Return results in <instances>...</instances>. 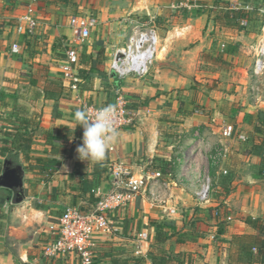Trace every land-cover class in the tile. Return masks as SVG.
<instances>
[{"label": "crops", "instance_id": "obj_1", "mask_svg": "<svg viewBox=\"0 0 264 264\" xmlns=\"http://www.w3.org/2000/svg\"><path fill=\"white\" fill-rule=\"evenodd\" d=\"M63 1L0 0V174L5 160L21 166L26 195L24 202L15 204L13 192L0 188V264H53L43 256V248L63 211L94 204L83 192V177L91 175L95 163L78 159L82 138L58 132L73 129L74 113L82 104L111 105L117 95L139 104L140 122L118 132L99 164L120 163L134 176L161 171L157 166L170 163L174 155L172 137L164 129L170 120L177 121L176 130L187 137L200 131L197 144L203 141L209 151L220 143L228 152L220 168L211 166L213 186L207 203L198 204L194 195L203 165L196 164V157L188 166L191 171H185L193 173L191 188L176 185L165 192L168 207H177V215L164 216L140 198L123 207L122 233L113 242L130 245L133 258L126 264H151L150 249L179 254L182 264H231V237L256 234L246 219L264 226V111L236 93L239 88L234 90L229 73L215 60L216 46L225 47L222 35L243 33L214 25L213 0H200L191 9L179 8L180 0ZM229 1L246 7L243 1ZM28 9H33L36 30L33 35L17 34L19 19ZM75 9L95 19L85 45L73 43L68 20ZM148 21L157 31V60L145 78L118 79L109 69L113 55L124 48L136 23ZM13 44L19 46L18 53L11 51ZM68 46L79 54V94L67 88L59 71ZM226 126L234 129L229 140L220 135ZM15 135L30 138V148L11 146ZM240 135L246 136L245 143L237 140ZM222 169L231 175L229 183ZM111 186L107 176L93 191ZM227 217L231 220L226 223ZM159 225L168 239L156 245L153 236ZM142 232L148 238L136 255Z\"/></svg>", "mask_w": 264, "mask_h": 264}, {"label": "built area", "instance_id": "obj_2", "mask_svg": "<svg viewBox=\"0 0 264 264\" xmlns=\"http://www.w3.org/2000/svg\"><path fill=\"white\" fill-rule=\"evenodd\" d=\"M200 0H180L179 8L191 9ZM249 11V7L243 8ZM260 11L264 13V2ZM33 9H28L26 15L19 19L16 26V33L22 35H33L37 27V21L33 18ZM69 27L73 30L76 46L82 45L90 36V30L95 24V19L90 16L74 15L68 20ZM246 22L242 21V25ZM13 53L19 52V46H11ZM158 37L156 27L152 21L136 23L132 28V34L128 38L124 48L117 51L110 63L109 69L118 79L126 77L145 78L150 68L157 60ZM79 54L74 46H68L64 52V60L59 65L61 79L67 83L71 92L79 94L80 79L78 75ZM135 104V105H134ZM115 108V119L113 126L117 133L124 127H132L140 122L139 112L142 111L138 103H132L121 95L114 98L111 105L96 106L82 104L81 109H86L91 118L105 107ZM200 131L194 133L199 136ZM233 127L226 126L221 130L222 139L229 140L233 137ZM239 141L245 143L247 138L238 137ZM227 151L223 145H217L210 150L208 159L218 169L225 161ZM223 175L227 171L221 170ZM108 176L112 180V186L108 191L96 189L93 194L98 198L94 204L83 209L77 206L66 208L55 227L51 231L52 238L44 245L43 255L48 261L58 259L68 262L74 260L78 264H94L96 253L106 247L108 242L120 236L122 231L121 212L123 207L136 198H140L150 208L159 209L164 216L172 217L178 209L175 206L168 207L165 192L176 186L170 183V173L161 171L146 172L134 176L122 164L109 165ZM212 193V184L209 177H205L198 184L195 198L198 204H205L209 201ZM226 221H230L227 217ZM147 233H140L138 243L135 246V254L140 252V243L147 240Z\"/></svg>", "mask_w": 264, "mask_h": 264}, {"label": "rangeland", "instance_id": "obj_3", "mask_svg": "<svg viewBox=\"0 0 264 264\" xmlns=\"http://www.w3.org/2000/svg\"><path fill=\"white\" fill-rule=\"evenodd\" d=\"M242 1L245 2V6L249 7V11L254 10L256 12H253L249 16V22L247 25H245V32L236 31L241 34L243 33L242 35H222L221 40L225 44V47H220L219 45L215 48V50L219 52V57L221 55V57L216 61L218 62V65L216 66L219 67L221 71L229 73L230 85L234 86V90L239 88L236 93L240 94L245 99V102H247L250 106H255L257 110L262 109L264 111V61L263 58H260V48H263L264 46V13L260 11V8L262 7L264 0H232V3L235 5L239 4ZM255 5L256 7L257 5L260 6L256 9ZM80 12L81 11L79 9H75L73 14L81 15ZM85 43L87 42L85 41ZM85 43L83 45H85ZM258 60H261L263 63V65L259 68H257L256 64ZM174 123L178 122L170 120V122H166L164 128L165 133H168L170 137H172L171 144L174 145V149H172V153H174V155L172 154L170 160L171 162L174 161L176 166L175 168L173 167L170 169V174L172 175V177L168 178V181L170 183H175L177 186L184 184H187L186 186L190 185V180H194V178L192 177L193 173L189 174V172L185 173V171H191L189 170L188 166L193 165V163L196 162V160L193 159L198 157L196 158V164L200 166L201 163H203V165H201V177H197V179L200 178L201 180H203L205 177H209L213 186L211 173V166H213V164H211L208 157H205V155L207 156L210 153L209 148L204 147L203 141H200L201 144H197L198 138H195L197 136L194 135L192 137V133H188L187 137L186 133L183 134L182 132H178L176 130L177 125H174ZM200 135L201 134L199 133V136ZM240 136L246 137L245 135ZM207 138V141L210 143V135ZM237 140L239 141V139ZM219 145L222 144L219 143ZM224 149L226 148L224 147ZM178 154H180L179 158H173L175 157V155H177L178 157ZM160 167L164 169L162 164L157 166L158 169H161ZM179 167L180 170H178ZM168 168H166V170ZM203 168L205 169L203 170ZM213 168L215 167L213 166ZM204 173L208 175H205ZM201 180L199 182H201ZM198 184L193 185L194 188L196 187V191L198 190ZM188 187L191 188L190 186ZM175 215H177V213ZM227 222L228 221H226V223ZM114 243L116 244V246L113 245ZM118 244V242L113 241L106 244V248L111 250V254L113 255V257L107 258L104 264H111L112 261H115L116 259H118L117 261H119V264H125L124 262H127L133 258L132 252L131 254L129 252V244H126V246H124L123 244Z\"/></svg>", "mask_w": 264, "mask_h": 264}, {"label": "trees", "instance_id": "obj_4", "mask_svg": "<svg viewBox=\"0 0 264 264\" xmlns=\"http://www.w3.org/2000/svg\"><path fill=\"white\" fill-rule=\"evenodd\" d=\"M63 1V0H62ZM214 5L217 7L216 10L213 12V22L214 25L225 30H234L238 32H245L246 28L245 25L249 22V16L256 11H245L242 8H238L237 6H232L229 0H213ZM50 3H59L61 0H49ZM64 3H70V0L63 1ZM260 5H255V8H259ZM242 21H245L246 24L242 25ZM219 55H216L215 60H218ZM188 114V113H187ZM257 132L261 130L259 128L256 129ZM64 133H68L73 137L82 138L83 135V128L77 126L74 131L69 129H60L58 132V136ZM56 137L55 140H60L59 137ZM65 140V139H62ZM18 142V146H17ZM31 139L27 138L25 141L23 137L19 135H15L12 141L13 147L17 148H30ZM260 148H264V138L260 143ZM261 161L262 165H264V151L261 154ZM10 160V159H9ZM169 167V168H168ZM108 168L109 166L101 165L99 163H95L93 165V172L90 176L84 175L83 181V192L88 195L91 202L95 203L97 201V197L92 193L93 188H96L104 179H107L108 176ZM164 169L161 172L168 174L170 173V169L172 167V162L170 163H163ZM166 168H168L166 170ZM2 167L0 166V170ZM109 177V176H108ZM225 181L229 183L232 178L231 175L227 172L224 175ZM222 182L224 186V182ZM246 223L250 225L254 230H256L255 235H235L232 236L229 240L230 245V253H229V261L231 264H263L264 262V226L258 222L257 220H252L250 218L246 219ZM122 233V232H121ZM168 239V235L166 231L163 229L161 225L158 226L156 229L154 236H153V243L160 244L165 242ZM107 247V245H106ZM102 248L96 253L95 262L94 264H102L101 261H104L105 258H112L113 255L111 254V250H105ZM181 255H173L163 251H158V249H150L149 251V258L151 264H182L180 261ZM64 261L58 259L53 262V264H63ZM117 260L112 261V264H116ZM124 262V261H123ZM125 264L127 262H124Z\"/></svg>", "mask_w": 264, "mask_h": 264}, {"label": "clouds", "instance_id": "obj_5", "mask_svg": "<svg viewBox=\"0 0 264 264\" xmlns=\"http://www.w3.org/2000/svg\"><path fill=\"white\" fill-rule=\"evenodd\" d=\"M115 108L108 106L100 109L95 118L88 115L86 109L74 113L75 125L83 128L82 142L76 148L77 157L82 162L99 163L105 159L107 149L117 138V130L113 126Z\"/></svg>", "mask_w": 264, "mask_h": 264}, {"label": "water", "instance_id": "obj_6", "mask_svg": "<svg viewBox=\"0 0 264 264\" xmlns=\"http://www.w3.org/2000/svg\"><path fill=\"white\" fill-rule=\"evenodd\" d=\"M264 61V58H263ZM0 188L8 189L14 194V203L21 204L26 199L23 188V169L5 160L0 174Z\"/></svg>", "mask_w": 264, "mask_h": 264}, {"label": "bare ground", "instance_id": "obj_7", "mask_svg": "<svg viewBox=\"0 0 264 264\" xmlns=\"http://www.w3.org/2000/svg\"><path fill=\"white\" fill-rule=\"evenodd\" d=\"M260 58H264V46H263V48H260ZM256 64H257V68H259L263 65L261 60H258L256 62Z\"/></svg>", "mask_w": 264, "mask_h": 264}]
</instances>
